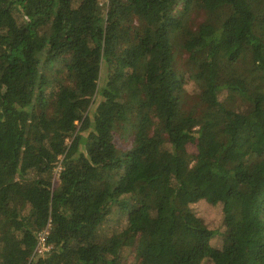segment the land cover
Returning <instances> with one entry per match:
<instances>
[{
	"label": "trees",
	"instance_id": "obj_1",
	"mask_svg": "<svg viewBox=\"0 0 264 264\" xmlns=\"http://www.w3.org/2000/svg\"><path fill=\"white\" fill-rule=\"evenodd\" d=\"M102 6L0 0V264H264V0Z\"/></svg>",
	"mask_w": 264,
	"mask_h": 264
},
{
	"label": "rangeland",
	"instance_id": "obj_2",
	"mask_svg": "<svg viewBox=\"0 0 264 264\" xmlns=\"http://www.w3.org/2000/svg\"><path fill=\"white\" fill-rule=\"evenodd\" d=\"M102 8H103V6H102ZM203 19H204V15L202 12L191 11L189 14V23H191L194 28L197 27L201 22H203ZM185 57H186L185 55L180 56V59H179L180 63H183V60ZM58 68H59L58 65H55L53 67L54 70H57ZM186 78L187 77H185V80H186ZM194 87L195 86L193 85V83L188 82L185 84L184 90H186V92L191 94L194 92ZM224 97L225 96H221L220 99H223ZM114 142L118 146V148L125 149L127 147L128 142H129V138H127L124 142H121V140L119 139V137L117 135V136H115ZM193 210L196 214L205 217L204 219H207L209 221L210 226H212L213 228L217 227L218 223L221 220V208L220 207H212V206H209V205L201 202V203L194 205ZM215 242L218 243V240H215Z\"/></svg>",
	"mask_w": 264,
	"mask_h": 264
},
{
	"label": "built area",
	"instance_id": "obj_3",
	"mask_svg": "<svg viewBox=\"0 0 264 264\" xmlns=\"http://www.w3.org/2000/svg\"><path fill=\"white\" fill-rule=\"evenodd\" d=\"M108 0H99L101 6L102 5H106ZM47 232H43L40 236H39V241H38V246L36 247V252L41 253L45 250L48 249V247L45 246L44 240H45V235Z\"/></svg>",
	"mask_w": 264,
	"mask_h": 264
}]
</instances>
